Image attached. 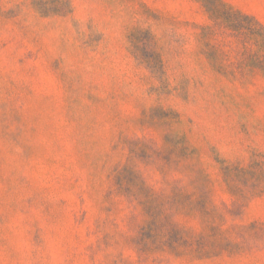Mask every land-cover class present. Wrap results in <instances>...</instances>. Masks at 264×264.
Segmentation results:
<instances>
[{
  "label": "rangeland",
  "instance_id": "rangeland-1",
  "mask_svg": "<svg viewBox=\"0 0 264 264\" xmlns=\"http://www.w3.org/2000/svg\"><path fill=\"white\" fill-rule=\"evenodd\" d=\"M0 264H264V0H0Z\"/></svg>",
  "mask_w": 264,
  "mask_h": 264
}]
</instances>
